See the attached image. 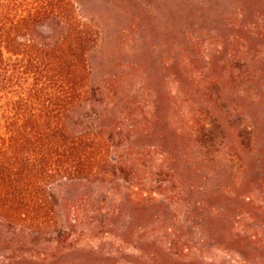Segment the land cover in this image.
Wrapping results in <instances>:
<instances>
[{
  "label": "rangeland",
  "instance_id": "rangeland-1",
  "mask_svg": "<svg viewBox=\"0 0 264 264\" xmlns=\"http://www.w3.org/2000/svg\"><path fill=\"white\" fill-rule=\"evenodd\" d=\"M81 1L101 29V41L92 54L93 86L88 98L93 106L85 113L91 116L94 126L103 121L108 130L115 124L124 127L120 138L110 139L109 131L105 135L108 155L121 148L135 154L130 146L146 142L165 145L166 140L149 139L155 129L188 142L185 150H174L184 156L182 167L178 166L176 185L167 183L176 190H158V183L152 179L150 166L160 158V148L147 158L148 162L138 160L147 163L139 176L126 177L135 192H161L160 199L166 198L171 206V218L164 222L160 216H151L157 209L143 212L142 217L135 210L131 227L118 230L115 225L121 219L114 217L113 231L129 243L124 249L118 247L123 249L122 254L115 258L107 255L114 239L108 233L110 226L101 225L112 218L111 203L119 192L117 184L111 182L114 178H103L106 180L101 187L97 186L103 180L101 175L81 174L75 182L77 186L63 189L65 198L78 193L94 197L85 223L94 231L86 228L80 245L86 250L94 248L99 254L81 257V261L149 264L145 258L137 259L141 253L135 247L161 256L164 254L157 246H169L170 237L176 236L186 245L185 249L191 246L181 255L187 264H245V260L251 264L254 258L262 259L264 264L263 249L253 245L249 252L242 251V246L228 245L223 237L229 229L247 228L258 234L256 244L264 242V31L258 34L256 30L264 27V0H249L262 12L246 21L236 14L245 0H207L212 4L185 6L179 13L174 8L175 0ZM156 98L160 118L157 124L151 122L155 111L152 101ZM138 117H145L148 125L137 122ZM135 123L139 135L128 128ZM191 184L194 189L189 196ZM245 194L253 198V204H244L240 197ZM202 198L206 204L199 202ZM187 201H193L191 207ZM223 210L230 214L226 219L219 216ZM122 211L125 218L132 210L123 207ZM245 213L249 216H242ZM52 216L45 221L53 224ZM93 216L96 224H91ZM141 226L145 231L135 239ZM43 238L39 245L46 251L45 239L51 235ZM200 239L204 242L201 245ZM29 247L24 246V250ZM0 258L5 259L2 255ZM75 258L77 254L65 262ZM166 260L161 258V263L185 264Z\"/></svg>",
  "mask_w": 264,
  "mask_h": 264
},
{
  "label": "trees",
  "instance_id": "trees-1",
  "mask_svg": "<svg viewBox=\"0 0 264 264\" xmlns=\"http://www.w3.org/2000/svg\"><path fill=\"white\" fill-rule=\"evenodd\" d=\"M136 1L144 3V0ZM175 2L176 13L180 9L183 11L185 6L194 8L199 3L204 7L212 4L207 0ZM242 4L236 12L239 19L246 21L255 13L261 16L262 11L250 5L249 0ZM86 7L81 0H0V248L3 249L0 253L4 252L0 257L5 258L0 264H74L75 261V264H84L81 257L86 259L99 254L94 248L86 250L80 245L86 228L94 231L93 227L85 225L90 217L86 212L94 201L93 195L63 196L64 188L77 186L75 182L81 174L101 175L102 179L112 176L114 181L111 182L118 186L119 192L111 203L112 218L101 224H108V233L114 236L107 252L109 257L122 254L125 244H129L126 238L113 231L114 217L121 219V223L115 225L118 230L131 227L129 223L134 219L135 210H139L142 217L143 212L157 209L151 216H160L164 222L171 218L168 213L171 206L166 198L160 199L161 192H135L133 184L129 183L131 180L126 177L139 176L147 167V158L158 153L160 148V158L150 166L152 179L158 183V190H176L177 187L167 183L176 185L178 166L182 167L184 156L174 150H185L188 142L179 139L178 135L175 139L170 137L171 133L155 129L149 139L166 140L165 145L146 142L130 146L135 154L121 148L108 155L105 135L109 131L110 139L120 138L124 127L115 124L108 130L103 121L94 126L91 116L85 113L93 106L88 98L93 86L92 54L101 41V29ZM256 30L260 34L264 27L258 26ZM152 103L155 111L151 113V122L157 124L160 120L156 110L159 100L156 98ZM140 118H136L137 122L148 125L145 117ZM168 124H171L170 120ZM137 127V123L128 126L139 135ZM139 159L146 162L139 163ZM104 180L97 186L104 185ZM189 188L191 196L193 184ZM241 197L244 204L254 202L246 194ZM199 202L206 204L204 198ZM123 207L132 210L125 218ZM221 214L224 219L230 216L225 210L219 216ZM51 215L53 224L50 220L45 221ZM242 216L248 217L249 213ZM96 220L94 217L91 224H96ZM144 231V226L138 228L135 239ZM46 234L51 238L45 239L48 245L45 251L39 243ZM257 235L247 228H240L237 231L229 229L223 237L228 245L242 246V251L249 252L248 249L255 245L264 253V242L256 244ZM202 243L200 239V245ZM26 245L30 247L24 250ZM185 246L175 236L170 237L169 246L164 243L157 246L164 254L161 256L142 247L135 248L141 253L137 259L145 258L149 264H163L161 258L187 264L181 255L186 249L190 251L191 246L186 249ZM75 254L78 256L75 261L65 262ZM251 260V264L263 263L259 258ZM194 264L198 262L194 261Z\"/></svg>",
  "mask_w": 264,
  "mask_h": 264
}]
</instances>
